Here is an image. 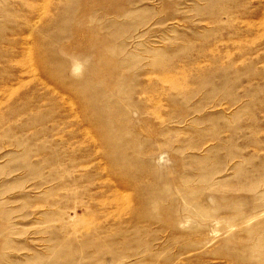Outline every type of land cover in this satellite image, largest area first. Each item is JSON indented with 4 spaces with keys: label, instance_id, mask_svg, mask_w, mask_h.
Returning a JSON list of instances; mask_svg holds the SVG:
<instances>
[{
    "label": "rangeland",
    "instance_id": "rangeland-1",
    "mask_svg": "<svg viewBox=\"0 0 264 264\" xmlns=\"http://www.w3.org/2000/svg\"><path fill=\"white\" fill-rule=\"evenodd\" d=\"M0 264H264V0H0Z\"/></svg>",
    "mask_w": 264,
    "mask_h": 264
}]
</instances>
